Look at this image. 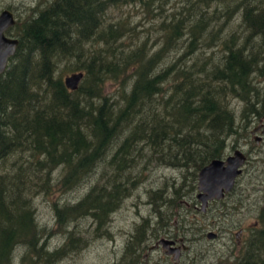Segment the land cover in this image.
<instances>
[{
	"label": "trees",
	"instance_id": "trees-1",
	"mask_svg": "<svg viewBox=\"0 0 264 264\" xmlns=\"http://www.w3.org/2000/svg\"><path fill=\"white\" fill-rule=\"evenodd\" d=\"M153 1L171 0H53L10 29L19 42L0 74V264H15L18 252L17 264L60 260L87 237L76 230L79 218L106 235L110 214L151 164L181 171L177 186L148 192L163 227V206L176 216L172 209L196 190L199 170L221 157L229 139L246 135L251 117L263 115L264 0H180L181 10L160 20L158 49L147 53V40L126 49L130 34L105 21L106 9ZM201 47V61L192 58ZM77 71L84 77L71 90L63 73ZM107 81L116 83L114 93H105ZM233 99L244 105L241 125ZM101 164L108 175L77 201L53 200V231L38 222L32 191L74 192ZM257 219L233 264H264V206ZM58 232L64 241L50 249ZM147 236L137 225L113 264H145L134 248Z\"/></svg>",
	"mask_w": 264,
	"mask_h": 264
},
{
	"label": "rangeland",
	"instance_id": "rangeland-1",
	"mask_svg": "<svg viewBox=\"0 0 264 264\" xmlns=\"http://www.w3.org/2000/svg\"><path fill=\"white\" fill-rule=\"evenodd\" d=\"M51 1L53 0H0V10L8 7L14 12L16 19H24L34 13V8L41 6L40 8L42 9V6L49 4ZM147 7L140 3H122L106 9L105 16L107 18L105 21L121 23L122 29L130 34V39H124V42L128 44L126 49L136 46L137 43L143 40H147V53L158 49L161 43L160 20L163 18L165 20L170 19L168 13L173 10H181L182 5L180 0H171L169 3L153 1ZM235 23L236 21L231 22L230 25L236 26L237 23ZM9 32L14 34V31ZM202 35L208 36V31ZM203 50V47L198 48L192 58L196 56L201 61ZM175 53V51H172L170 58H175ZM193 61L194 64L192 66L196 70L201 66L198 65L196 59L187 60L186 62L189 64ZM70 73H63V77ZM258 82L259 86L264 88V77L259 78ZM115 88L116 83L107 81L105 93H114ZM243 106L240 100L233 99V107L237 112V120L240 125L243 123L240 114ZM258 119L251 117L248 121L249 125L246 127V135H240L241 138L238 140L229 139L225 144V152L231 151L233 153L232 150L235 147L244 146V140L250 137V130L256 125ZM259 146L261 147H258L257 150H261L260 152H256L255 148H253L254 152L252 153L247 150L249 159L246 158L247 162L245 161L243 165V172L238 177L233 193L223 199V204L220 201L219 203L215 202L210 205L211 209L201 212L196 207L198 205L194 207L191 202V199L196 197L197 190H195L190 197L185 196L180 199L182 205L179 209L176 206L174 207L176 212L172 209L173 214L176 213V216H171V213L168 214L170 212L169 208L162 209L163 218H166L163 227H157L160 220V209L157 212L152 211L151 205L148 203V192L161 186L169 187L173 183L177 186L178 182L181 181V171L162 165H149L144 170L145 180L139 184L137 189L131 192L129 197L125 198L120 207L110 214V219L105 224L106 229H108L107 233H105L106 235L103 232L99 234L93 233V223L95 221L92 222L87 217L76 219V230L81 234L87 233L86 239L76 242V250L69 252L60 260L49 262L48 264H113L124 255V247L128 237L135 231L137 225H140L141 230L146 229L147 237L150 236L144 247L134 248V250L137 249L135 251L136 255H140L138 259H141L144 254L146 255L145 264H175L174 258H171L170 255H167V258L162 255L161 247L157 250L148 249L149 246L157 242L158 238L164 237V235L169 233H176L179 238H182L180 240L182 242L181 245L188 248L182 251L177 264H233L238 259L244 246L243 240L245 241L247 236H252L254 232L250 231L259 226L257 217L264 206V140ZM105 168L106 165L101 164L98 169L99 174L94 172L84 180L76 191L66 195L52 193L49 196H45L43 194H34L32 191L29 195L30 197L33 195L32 201L38 222L46 226L48 231L49 229L53 231L55 226L54 212L52 210L53 200L59 197L62 198L60 203L73 201L74 199L77 201L91 185L100 181L103 175H108L107 173L111 169L109 166H107L106 170ZM102 169L103 172L100 173ZM58 171L55 170L53 172L52 178H55L54 176L57 175ZM185 202H189L190 206H186ZM225 207L227 209H224ZM167 218H172V220L167 221ZM173 221L175 222L174 225ZM147 223L148 227H146ZM74 224L75 222L72 225ZM240 229L243 232V240L242 244L237 247L236 234ZM209 233L215 234V236L208 237ZM63 241L62 233L58 232L51 239H48V246L52 249L55 246H59ZM17 254L19 255V252ZM18 255L16 256L15 264H17L19 259ZM125 258L130 259L129 255H125Z\"/></svg>",
	"mask_w": 264,
	"mask_h": 264
},
{
	"label": "water",
	"instance_id": "water-1",
	"mask_svg": "<svg viewBox=\"0 0 264 264\" xmlns=\"http://www.w3.org/2000/svg\"><path fill=\"white\" fill-rule=\"evenodd\" d=\"M16 22L13 13L5 9L0 12V74L6 68L8 59L12 57L18 46V38L8 37L5 31ZM84 77L82 71L72 72L63 78V81L71 90H76ZM264 133V123L263 131ZM246 161V155L240 149H236L233 154L225 159L215 158L203 166L197 176V198L201 202L203 209L209 200L222 199L225 193L229 192L235 185L236 178L242 173L243 165ZM215 234L209 233L208 237H214ZM163 248L168 247L167 253L176 252L174 259L178 258L179 248H169L172 243L167 239L158 241ZM157 246V244L155 245Z\"/></svg>",
	"mask_w": 264,
	"mask_h": 264
},
{
	"label": "flooded vegetation",
	"instance_id": "flooded-vegetation-1",
	"mask_svg": "<svg viewBox=\"0 0 264 264\" xmlns=\"http://www.w3.org/2000/svg\"><path fill=\"white\" fill-rule=\"evenodd\" d=\"M5 9H8V10H10L12 13H13V16H14V18H15V20H16V17H15V14H14V12L10 9V8H8V7H6V8H3V9H1L0 10V12L1 11H3V10H5ZM14 25H12L11 27H9L6 31H5V34L8 36V37H16V36H14L11 32H9L10 31V29L13 27ZM17 38V37H16ZM10 59V58H9ZM9 59H8V62H9ZM8 62H7V65H8ZM7 65H6V67H7ZM263 123H264V113H263V115L258 119V121H257V123H256V125L250 130V137H248L247 138V140H244V143H245V145L244 146H237V147H235V146H233V147H235L232 151L234 152L236 149H240L241 151H243V153L246 155V158L247 159H249L248 158V156H247V150H249L250 151V153H252V152H254L253 151V148H255V150H256V152H260L261 150H257V148L259 147H261V146H259L261 143H262V141L264 140V133L262 132L263 131ZM254 142V143H253ZM241 147V148H240ZM231 154H233V153H231V151L230 152H225V148H224V150H223V154L221 155V157L220 158H218V159H225L226 157H228L229 155H231ZM247 162V161H246ZM242 169H244V168H242ZM243 172V171H242ZM239 177V176H238ZM238 177L236 178V181H235V185H234V187L229 191V192H227V193H225V195H224V197L222 198V199H212V200H209L208 201V203H207V205H206V208L205 209H203L202 208V206H201V202L198 200V198H197V193H198V190H197V187H196V190H197V193H196V197L194 198V199H191L192 201V203L194 204V207L196 206V205H198V206H196L199 210H201V212H206L207 210H209V209H211V204H213V203H215V202H218L219 203V201L220 202H222L223 201V199L227 196V195H229V194H232L233 193V191H234V188H235V186H236V183H237V180H238ZM149 203V202H148ZM186 203V206H190V203L189 202H185ZM150 205H151V203H149ZM182 205V204H181ZM210 206V207H209ZM168 207H170L169 205H168ZM164 208H166L165 206H164ZM173 211H175V209L173 210ZM176 212V211H175ZM222 219H224V218H222ZM175 222H176V220H174ZM173 221V225L175 224V222ZM217 236V235H216ZM160 239H167V240H170L172 243L169 245V248H176V247H178L179 248V254H178V258L177 259H173L174 260V262H175V264H177V262H178V260H180V256H181V254H182V251H185L186 249H188L187 248V246H184L183 247V245H181L182 244V242L180 241L182 238H179V236L176 234V233H169L168 235H164V237H161V238H158L157 239V242H155L152 246H149L148 247V249L149 250H157V249H159L160 247H161V250L163 251L162 252V255L165 257V258H167L168 256L167 255H170L171 256V258H174V254L176 253V252H172V254H168L167 253V251H168V247H166L165 249L162 247V244H160L158 241L160 240ZM236 240H237V247L238 246H240L241 244H242V240H243V232H242V230L240 229L239 230V232L236 234ZM243 243H244V240H243ZM157 244V246H155ZM240 248V247H239ZM238 248V249H239ZM147 257H146V255L144 254L143 255V259H146ZM174 264V263H173Z\"/></svg>",
	"mask_w": 264,
	"mask_h": 264
}]
</instances>
